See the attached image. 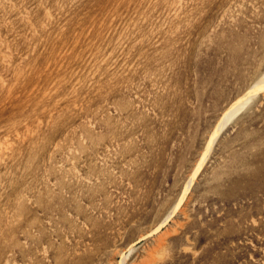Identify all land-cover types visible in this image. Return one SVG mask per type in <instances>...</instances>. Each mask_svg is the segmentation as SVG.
<instances>
[{"label":"rangeland","instance_id":"obj_1","mask_svg":"<svg viewBox=\"0 0 264 264\" xmlns=\"http://www.w3.org/2000/svg\"><path fill=\"white\" fill-rule=\"evenodd\" d=\"M263 61L264 0H0V264H264L261 91L184 191Z\"/></svg>","mask_w":264,"mask_h":264},{"label":"bare ground","instance_id":"obj_2","mask_svg":"<svg viewBox=\"0 0 264 264\" xmlns=\"http://www.w3.org/2000/svg\"><path fill=\"white\" fill-rule=\"evenodd\" d=\"M10 1H12V0H10ZM33 2V1H32ZM31 2V3H32ZM74 2V1H73ZM126 2V1H125ZM150 2V1H149ZM107 3V2H106ZM142 3V2H141ZM140 3V4H141ZM238 3V2H237ZM46 4H47V2H46ZM77 5V4H76ZM123 5V4H122ZM50 6V5H49ZM119 6V5H118ZM130 6V5H129ZM164 6V5H163ZM65 7V6H64ZM99 7V6H98ZM111 7H112V5H111ZM110 7V8H111ZM119 8V7H118ZM117 8V9H118ZM180 8V7H179ZM196 8V7H195ZM257 9V8H256ZM97 11V10H96ZM99 11V10H98ZM128 11V10H127ZM90 12V11H89ZM88 12V13H89ZM39 13V12H38ZM102 13H103V11H102ZM104 13H106V12H104ZM101 14V13H100ZM126 14V13H125ZM135 14V13H134ZM205 14V13H204ZM85 15V14H84ZM106 15V14H105ZM188 15V14H187ZM73 16V15H72ZM182 16V15H181ZM45 17V16H44ZM81 17V16H80ZM118 17V16H117ZM63 18V17H62ZM79 18V17H78ZM77 18V19H78ZM100 18V17H99ZM15 19V18H14ZM70 19V18H69ZM84 19V18H83ZM122 19V18H121ZM145 19V18H144ZM91 20V19H90ZM116 20V19H115ZM181 20V19H180ZM73 21V20H72ZM76 21V20H75ZM85 21V20H84ZM190 21V20H189ZM29 22V21H28ZM43 22V21H42ZM114 22V21H113ZM131 22V21H130ZM144 22H145V20H144ZM156 22V21H155ZM14 23V22H13ZM38 23V22H37ZM95 23V22H94ZM151 23V22H150ZM66 24V23H65ZM119 23H117V25H118ZM88 25V24H87ZM86 25V26H87ZM93 25V24H92ZM17 26V25H16ZM70 26V25H69ZM122 26V25H121ZM120 26V27H121ZM113 27V26H112ZM117 27V26H116ZM59 28V27H58ZM134 28V27H133ZM153 28V27H152ZM69 29V27L67 28V30ZM54 30V29H53ZM84 30V29H83ZM131 30V29H130ZM169 30V29H168ZM171 30V29H170ZM188 30H190V29H188ZM52 31V30H51ZM67 32V31H66ZM105 32V31H104ZM158 32V31H157ZM191 32V31H190ZM52 33V32H51ZM109 33V32H108ZM167 33V32H166ZM62 34V33H61ZM131 34H132V32H131ZM184 35V34H183ZM191 35H193V34H191ZM74 36V35H73ZM112 36V35H111ZM174 36V35H173ZM180 36V35H179ZM61 37V36H60ZM63 37V36H62ZM132 37V36H131ZM102 37H100V39H101ZM147 38V37H146ZM106 39V38H105ZM133 39H134V37H133ZM141 39V38H140ZM190 39V38H189ZM197 39V38H196ZM9 40V38H7V40L6 41H8ZM65 40V39H64ZM68 40V39H67ZM146 40V39H145ZM175 40V39H174ZM51 41V40H50ZM83 41V40H82ZM124 41V40H123ZM141 41V40H140ZM73 42V41H72ZM104 42V41H103ZM102 42V43H103ZM46 43V42H45ZM101 43V42H100ZM191 43V42H190ZM58 44V43H57ZM56 44V45H57ZM69 44V43H68ZM73 44V43H72ZM72 44H70V45H72ZM98 44V43H97ZM186 44V43H185ZM48 45V44H47ZM55 45V44H54ZM76 45V44H75ZM87 45V44H86ZM103 45V44H102ZM120 45H121V43H120ZM167 45H169V44H167ZM44 46V45H43ZM83 46H84V44H83ZM108 46V45H107ZM135 46V45H134ZM137 46V45H136ZM39 47V46H38ZM63 47V46H62ZM67 47V46H66ZM70 47V46H69ZM109 47V46H108ZM107 47V48H108ZM132 47V46H131ZM149 47V46H148ZM130 48V47H129ZM137 48H138V46H137ZM43 49V48H42ZM66 49V48H65ZM99 49H101V48H99ZM134 49V48H133ZM52 50V49H51ZM116 50H117V48H116ZM120 50V49H119ZM48 51V50H47ZM141 51V50H140ZM146 51V50H145ZM17 52V51H16ZM42 52V51H41ZM46 52V51H45ZM64 52V51H63ZM90 52V51H89ZM88 52V53H89ZM101 52V51H100ZM143 52V51H142ZM43 53V52H42ZM41 53V54H42ZM51 53V52H50ZM49 53V54H50ZM74 53V52H73ZM102 53V52H101ZM115 53V52H114ZM54 54V53H53ZM25 55V54H24ZM47 55V54H46ZM139 55V54H138ZM75 56V55H74ZM80 56V55H79ZM85 56V55H84ZM103 56V55H102ZM123 56V55H122ZM145 56H147V55H145ZM81 57V56H80ZM97 57V56H96ZM100 57V56H99ZM111 57V56H110ZM121 57V56H120ZM166 57V56H165ZM164 57V58H165ZM55 58V57H54ZM92 58V57H91ZM34 59V58H33ZM39 59V58H38ZM60 59V58H59ZM78 59V58H77ZM76 59V60H77ZM86 59V58H85ZM96 59V58H95ZM100 59V58H99ZM167 59V58H166ZM90 61L92 60V59H89ZM169 60V59H168ZM47 61V60H46ZM63 62V61H62ZM117 62V61H116ZM163 62H164V59H163ZM264 62V61H263ZM89 63V62H88ZM91 63V62H90ZM110 63V62H109ZM158 63H160V62H158ZM165 63V62H164ZM34 64H35V62H34ZM45 64V63H44ZM52 64V63H51ZM60 64V63H59ZM82 64V63H81ZM105 64V63H104ZM31 65V64H30ZM37 65V64H36ZM61 65V64H60ZM72 65V64H71ZM92 65V64H91ZM94 65V64H93ZM50 66V65H49ZM64 66H66V65H64ZM73 66H74V64H73ZM89 66V65H88ZM28 67V66H27ZM75 67V66H74ZM93 67V66H92ZM112 67V66H111ZM99 68H100V66H99ZM96 69V68H95ZM110 69V68H109ZM166 69H168V68H166ZM22 70V69H21ZM58 70H59V68H58ZM84 70V69H83ZM79 71V70H78ZM173 71V70H172ZM193 71V70H192ZM43 72V71H42ZM52 72V71H51ZM57 72V71H56ZM64 72V71H63ZM149 72H150V70H149ZM33 73V72H32ZM55 73V72H54ZM67 73V72H66ZM77 73V72H76ZM75 73V74H76ZM79 73V72H78ZM81 73H83V72H81ZM74 74V75H75ZM45 75V74H44ZM63 75V74H62ZM77 75H80V74H77ZM95 74H93V76H94ZM152 75V74H151ZM46 77V76H45ZM59 77V76H58ZM73 77V76H72ZM37 78V77H36ZM47 78V77H46ZM28 80V79H27ZM44 79H42V81H43ZM62 80H64V79H62ZM71 80V79H70ZM78 80V79H77ZM28 81H30V80H28ZM75 81V80H74ZM45 82V81H44ZM135 82V81H134ZM30 83V82H29ZM62 83V82H61ZM67 83V82H66ZM90 83V82H89ZM88 83V84H89ZM69 84H71V82L69 83ZM29 85V84H28ZM68 85V84H67ZM42 86V85H41ZM63 86H65L64 85V83H63ZM73 86V85H72ZM159 86V85H158ZM68 87H70V86H68ZM41 87H39V89H40ZM86 89V88H85ZM65 90H67V88L65 87ZM258 90H259V92L261 91V95L260 96H263L264 97V68H263V70L258 74V76L255 78V80L250 84V86L248 87V89L246 90V92H244L243 94H241L240 96H238V97H236L223 111H222V113L220 114L221 115V117H219V119L217 120V121H215L216 123H215V125L213 126V129H212V131L209 133V135H208V138H207V140H206V144H204L205 145V147L203 148L204 150H203V152L202 151H200V152H202L201 154V157H200V160H199V163L197 164V163H195V164H197V167H195L196 169L194 170V172H191V176L189 177V176H187V177H189L188 179H187V181H186V186H185V190L184 191H187V189H188V186L192 183V181H193V179H194V176H195V174L198 172V170H199V168H200V166L202 165V163H203V161L205 160V158H207V156H208V152H209V150H210V147L212 146V144L215 142V139H216V137L218 136V132H219V130H221L223 127H225V124L228 122V121H230V119L236 114V115H238L237 114V112H240V114H241V111H243V112H248L251 108H250V106H252L250 103H251V101L253 100L252 99V97L255 95V93L257 92L258 93ZM20 91V90H19ZM245 91V90H244ZM23 92V91H22ZM42 92V91H41ZM61 92V91H60ZM14 93V92H13ZM43 94V93H42ZM63 94V93H62ZM21 95V94H20ZM44 95V94H43ZM71 96V95H70ZM258 97V95L256 96V98ZM8 98V97H7ZM88 98V97H87ZM86 98V99H87ZM61 99V98H60ZM154 99V98H153ZM30 100V99H29ZM32 100V99H31ZM38 100V99H37ZM151 100V99H150ZM7 101V100H6ZM13 101V100H12ZM47 101V100H46ZM253 101H255V100H253ZM25 102V101H24ZM125 102H127V101H125ZM180 102V101H179ZM58 103V102H57ZM31 104V103H30ZM34 104V103H33ZM32 104V105H33ZM62 104V103H61ZM249 104H250V106H249ZM176 105V104H175ZM254 105V104H253ZM28 106V105H27ZM26 106V107H27ZM128 106V105H127ZM255 106V105H254ZM253 106V107H254ZM15 107V106H14ZM22 107V106H21ZM68 107V106H67ZM146 107V106H145ZM36 108V107H35ZM157 108V107H156ZM37 111H39V110H37ZM8 112V111H7ZM39 113V112H38ZM32 114V113H31ZM33 114H34V112H33ZM27 115V114H26ZM243 115V114H242ZM240 116V115H239ZM40 117H41V115H40ZM21 118V117H20ZM26 118V117H25ZM31 118H32V116H31ZM19 118H17V120H18ZM23 119V118H22ZM33 119V118H32ZM236 119V118H235ZM234 119V120H235ZM21 120V119H20ZM28 120V119H27ZM44 120V119H43ZM239 120V119H238ZM8 121V120H7ZM231 121L233 122V120L231 119ZM11 123V122H10ZM24 123V122H23ZM231 123V122H230ZM16 124V123H15ZM228 124V123H227ZM17 125V124H16ZM42 125V124H41ZM13 126V125H12ZM165 126V125H164ZM227 127V126H226ZM41 128V127H40ZM57 129V128H56ZM11 130V129H10ZM12 130H13V128H12ZM2 131V130H1ZM44 131V130H43ZM15 133V132H14ZM55 133H56V131H55ZM221 133V132H220ZM57 134V133H56ZM25 136V135H24ZM56 136V135H55ZM54 137V136H53ZM5 138H8L7 136L5 137L4 136V138L3 139H5ZM29 138V137H28ZM43 138V137H42ZM27 140V139H26ZM26 140H23L24 142L26 141ZM39 140V139H38ZM54 141V140H53ZM1 143V142H0ZM43 143H44V141H43ZM47 143H49V142H47ZM51 143V142H50ZM22 145V144H21ZM52 145V144H51ZM55 145V144H54ZM214 145V144H213ZM24 146V145H23ZM67 146V145H66ZM31 147V146H30ZM49 147V146H48ZM51 147V146H50ZM65 147V146H64ZM38 148V147H37ZM41 148V147H40ZM48 149V148H47ZM44 150V149H43ZM68 150V149H67ZM66 150V151H67ZM24 151V150H23ZM22 151V152H23ZM26 152H28V151H26ZM68 152V151H67ZM66 152V153H67ZM21 153V152H20ZM29 153V152H28ZM36 153H37V150H36ZM43 153V152H42ZM45 153V152H44ZM24 154V153H23ZM40 154V153H39ZM46 154V153H45ZM27 155H29V154H27ZM68 155V154H67ZM3 157V156H2ZM19 157V156H18ZM26 157H28V156H26ZM23 158V157H22ZM68 158V157H67ZM25 159V158H24ZM36 159H38V157L36 156ZM19 160V159H18ZM68 160H69V158H68ZM35 161V160H34ZM36 162H38V161H36ZM71 162V161H70ZM12 164V163H11ZM16 164V163H15ZM32 164V163H31ZM38 164V163H37ZM21 165V164H20ZM22 165H23V163H22ZM38 166V165H37ZM42 166V165H41ZM24 167V166H23ZM22 167V168H23ZM44 167V166H43ZM19 168V167H18ZM20 170V169H19ZM23 170V169H22ZM29 170V169H28ZM15 171V170H14ZM21 171V170H20ZM23 171H26V169L25 170H23ZM22 171V172H23ZM30 171H31V169H30ZM19 171H17V173H18ZM33 172V171H32ZM31 173V172H30ZM38 173H40V172H38ZM26 174V173H25ZM18 175V174H17ZM24 175V174H23ZM190 175V174H189ZM43 176V175H42ZM11 179V178H10ZM15 179V178H14ZM17 180V179H16ZM19 180V179H18ZM59 181V180H58ZM70 182V181H69ZM18 183V182H17ZM55 183V182H54ZM22 187V186H21ZM20 188V187H19ZM7 190V189H6ZM117 191V190H116ZM182 191V190H181ZM4 192V191H3ZM92 192V191H91ZM183 192V191H182ZM181 193V192H180ZM8 195H10V194H8ZM180 195V194H179ZM182 196H183V194H182ZM182 196H180V197H182ZM107 198V197H106ZM2 199V198H1ZM178 200H181V199H178ZM264 204V203H263ZM173 205V204H172ZM176 205H178L177 203H176ZM180 205V204H179ZM176 207V206H175ZM171 211V210H170ZM172 212V211H171ZM170 213V212H169ZM168 213V214H169ZM112 215V214H111ZM162 221H164V220H162ZM162 221H159L160 223L162 222ZM48 223V222H47ZM81 223V222H80ZM160 223H158L157 224V226L160 224ZM75 226V225H74ZM64 227V226H63ZM68 227V226H67ZM86 227V226H85ZM156 227V226H155ZM20 228V227H19ZM158 228V227H157ZM61 229V228H60ZM69 229V228H68ZM157 230V229H156ZM174 230V229H173ZM152 231V230H151ZM150 231V232H151ZM175 231V230H174ZM149 232V233H150ZM148 233V232H147ZM150 235V234H149ZM146 236H148V235H146ZM22 239V238H21ZM8 241V240H7ZM7 243V242H6ZM5 243V244H6ZM17 244V243H16ZM44 247V246H43ZM49 247V246H48ZM130 247V245L127 247V248H129ZM123 248V247H122ZM113 252V251H112ZM119 252V251H118ZM120 255V254H119ZM122 255V254H121ZM118 256V255H117ZM157 256V255H156ZM31 263V262H30Z\"/></svg>","mask_w":264,"mask_h":264}]
</instances>
